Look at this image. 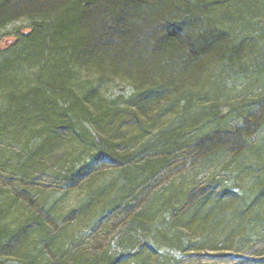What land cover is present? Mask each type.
<instances>
[{
  "label": "trees",
  "instance_id": "trees-1",
  "mask_svg": "<svg viewBox=\"0 0 264 264\" xmlns=\"http://www.w3.org/2000/svg\"><path fill=\"white\" fill-rule=\"evenodd\" d=\"M22 17L0 264H264V0H0V29Z\"/></svg>",
  "mask_w": 264,
  "mask_h": 264
},
{
  "label": "rangeland",
  "instance_id": "rangeland-1",
  "mask_svg": "<svg viewBox=\"0 0 264 264\" xmlns=\"http://www.w3.org/2000/svg\"><path fill=\"white\" fill-rule=\"evenodd\" d=\"M29 26V21L27 20V18L22 17L19 18L17 20H13L10 23H8L7 25H5L3 28L0 29V42L3 41L4 39L9 40V38L11 36H17L18 35V30L21 28H26ZM8 48V46L3 47L0 50V59L8 56L10 53L13 52V49H6ZM89 71H83L81 73V80L82 81H86V79H92L95 76L93 74H89ZM87 75V76H86ZM263 88H258L256 90V94L259 93H264V91H261ZM99 91L101 92V97L104 99L107 97L110 99H113L114 97H117V95L119 93H130V88L129 85L126 82H114V83H103L102 85H100L99 87ZM105 92V93H104ZM104 93V95L102 94ZM74 198V195L71 197V199ZM71 201H67L66 203L64 202L63 205L69 206L71 204ZM67 208V207H66ZM192 252V251H191ZM203 253L207 254L203 257H194L190 256L188 254L182 253L181 255H178L177 257V261L178 264H197V261L195 260H200V262H205L208 264H234L236 261L235 260H231V259H226L225 257H221L220 259H217V257L215 258H211L212 256H215L214 254H217L215 252H211V251H202ZM248 253H243L244 256H246Z\"/></svg>",
  "mask_w": 264,
  "mask_h": 264
},
{
  "label": "bare ground",
  "instance_id": "bare-ground-1",
  "mask_svg": "<svg viewBox=\"0 0 264 264\" xmlns=\"http://www.w3.org/2000/svg\"><path fill=\"white\" fill-rule=\"evenodd\" d=\"M25 29H26V28H23V29L20 28L19 30L25 31ZM11 40L14 41L13 38H12ZM9 44H10V42H5V40L1 41V42H0V50H1L3 47L8 46Z\"/></svg>",
  "mask_w": 264,
  "mask_h": 264
}]
</instances>
